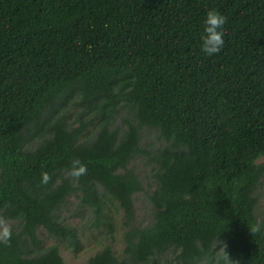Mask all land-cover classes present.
I'll list each match as a JSON object with an SVG mask.
<instances>
[{"label": "trees", "instance_id": "16d2710c", "mask_svg": "<svg viewBox=\"0 0 264 264\" xmlns=\"http://www.w3.org/2000/svg\"><path fill=\"white\" fill-rule=\"evenodd\" d=\"M213 8L226 17L225 43L204 56ZM73 95H102L110 111L77 145L62 113ZM49 119L36 146L23 147ZM142 155L147 174L134 167ZM73 158L85 174L70 175ZM92 180L123 210L127 258L106 246L88 264H141L169 244L198 263L217 240L232 264H264V0H0V211L22 215V233L44 226L76 255L75 228L51 211L72 193L76 215L89 207L104 217ZM137 193L150 203L146 225L135 221ZM22 233L0 242V264L64 263L57 245L21 247Z\"/></svg>", "mask_w": 264, "mask_h": 264}, {"label": "rangeland", "instance_id": "374dc122", "mask_svg": "<svg viewBox=\"0 0 264 264\" xmlns=\"http://www.w3.org/2000/svg\"><path fill=\"white\" fill-rule=\"evenodd\" d=\"M107 98L99 95L94 100L85 99L82 100L79 95H73L67 103H65V109H63L62 104V113L71 112L68 121L69 125L75 129L74 133H77V137L74 139V144H80L86 139H92L96 133L102 128L101 121L106 117L105 111H109V105L106 103ZM78 106L74 112L69 111L73 106ZM67 109V111H66ZM102 110V111H100ZM118 111V110H117ZM122 111L112 112L111 121L114 124H120ZM53 116L51 120H55ZM81 116V122L85 124L83 128L80 129L81 123L77 120ZM52 127V122L50 119L44 122L39 128H34L31 133L30 139L24 144L23 147L31 149L36 146L40 137L43 133L48 132ZM141 158L138 156L134 162V167L137 169L140 174H147L149 168L145 165L146 157L142 155ZM262 160L261 158L258 161ZM48 173H43L38 178H42L44 184H48L49 178L47 180L43 179V176ZM68 174L64 173L63 177H67ZM71 181L73 178H68ZM59 185L63 180L57 179ZM57 181L55 184H58ZM53 186L55 189L57 186ZM91 184L95 187L101 201V214L104 217L99 218L91 212V208L84 209L79 214L81 208L79 207L78 196L72 193H69L63 197L61 200L62 205L58 209L51 211V218L55 221L62 220L67 218L66 223L71 228H75L78 235V241L81 245V248L78 250V253L74 255L68 247L66 241H61L57 238L52 232L42 225H39L30 235L22 233L24 220L22 215L18 212H10V207L7 210L0 211V222L6 224L10 229V234H21V247L35 248L41 250L40 247L35 245H40L44 249L54 248L55 245L59 247L60 255L63 259V264H88L89 258H91L96 252L102 250L104 247L108 246L111 249L112 255L117 258L119 261L124 262L127 258L124 251L126 247V240L124 238V232L127 229L126 224L124 223V213L122 208L119 206L118 201L111 198L105 191V187L102 183L97 180H92ZM60 187V186H59ZM49 189L48 185L44 187ZM52 188V187H51ZM258 197V212L259 215H264V181L261 185ZM40 195V194H39ZM41 196V195H40ZM60 202V203H61ZM134 208H135V221L141 225H146L150 221L151 208L150 203L145 199L143 193H137L134 198ZM2 235V234H0ZM34 238V240L32 238ZM3 241L0 238V242ZM27 244V245H26ZM35 244V245H34ZM217 245H211L207 249V253L200 257L198 263L192 264H216V257L220 254V250L217 248ZM34 249V250H35ZM182 253V247L169 244L165 247V250H162L159 253H156L150 256L147 260L142 261L141 264H187L184 259L179 258Z\"/></svg>", "mask_w": 264, "mask_h": 264}, {"label": "clouds", "instance_id": "9594fccd", "mask_svg": "<svg viewBox=\"0 0 264 264\" xmlns=\"http://www.w3.org/2000/svg\"><path fill=\"white\" fill-rule=\"evenodd\" d=\"M226 23V17L222 15L216 9H208L203 16L202 31L199 36V48L204 56H212L219 53L224 46V25ZM87 168L79 158H73L70 161L69 172L73 176H81L85 174ZM47 175L43 176L44 180H47ZM259 225L257 226V228ZM256 230V229H254ZM0 238L7 239L10 236L9 227L0 222ZM217 240V239H216ZM217 247L220 250V254L216 257V264H232V260L229 259V254L226 251L227 242L225 240H217Z\"/></svg>", "mask_w": 264, "mask_h": 264}]
</instances>
